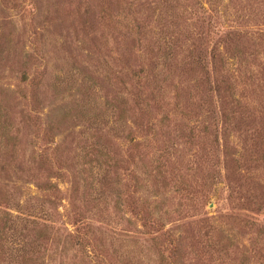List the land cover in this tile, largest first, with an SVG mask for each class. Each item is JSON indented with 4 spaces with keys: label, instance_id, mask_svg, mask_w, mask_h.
<instances>
[{
    "label": "rangeland",
    "instance_id": "rangeland-1",
    "mask_svg": "<svg viewBox=\"0 0 264 264\" xmlns=\"http://www.w3.org/2000/svg\"><path fill=\"white\" fill-rule=\"evenodd\" d=\"M0 264H264V0H0Z\"/></svg>",
    "mask_w": 264,
    "mask_h": 264
}]
</instances>
